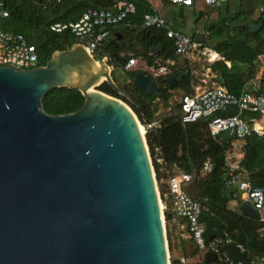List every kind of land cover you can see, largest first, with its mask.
<instances>
[{
  "label": "water",
  "instance_id": "95a60500",
  "mask_svg": "<svg viewBox=\"0 0 264 264\" xmlns=\"http://www.w3.org/2000/svg\"><path fill=\"white\" fill-rule=\"evenodd\" d=\"M119 70L125 86L154 97L188 73L156 81L143 71L130 76ZM104 83L140 107L113 81L108 64L78 45L54 52L44 67H0V264H170L145 138L126 103L96 90ZM54 88L76 89L82 107L67 115L45 113L42 100ZM238 210L258 220L249 204ZM202 237L210 242L223 231L209 218ZM225 251L248 264L234 244ZM214 260L205 253L202 264Z\"/></svg>",
  "mask_w": 264,
  "mask_h": 264
},
{
  "label": "trees",
  "instance_id": "16d2710c",
  "mask_svg": "<svg viewBox=\"0 0 264 264\" xmlns=\"http://www.w3.org/2000/svg\"><path fill=\"white\" fill-rule=\"evenodd\" d=\"M114 1L117 0H0L9 12V17L1 23V27L5 32L23 35L29 45L35 46L38 67H44L54 52L68 50L75 43L70 28L57 33L51 30V26L74 24L89 8H105ZM185 9L180 7V16H183ZM189 10L191 15L195 16V29L191 32L190 39L193 40L196 33L205 26L204 28L208 33V40L204 42L205 48L223 59V61L208 65V68L217 76H221V86L225 90L238 95L243 85L254 78L258 57L264 55V0H227L222 7L215 9L207 7L202 0H196L189 7ZM204 21L211 22L205 23ZM127 24L129 27H119L102 45V52L110 55L112 65L115 68L116 66L124 68L127 59L131 56H140L147 63H151L156 58L163 60L174 58L172 42L165 37L164 31L154 27L143 28L142 19L135 15H129L126 18L123 25ZM250 25H254L255 29L251 30ZM159 46L160 50L155 57H152L149 52L150 49ZM125 49L131 53L124 57L121 55ZM224 61L230 63L229 68ZM129 74L130 76L134 75L133 73ZM191 80L192 76L189 71L185 77L180 78L176 87L182 88L186 93H191ZM113 81L115 82L114 78ZM261 85L264 86V81L261 82ZM123 88L140 107L130 105L126 99L120 97L105 83L97 87L96 90L126 103L140 122L152 120L154 112L151 101L155 97H144L137 94L138 92L134 94L131 87L124 86ZM167 89H171V87L168 85L161 90L160 97L163 100H167L170 96ZM83 103L84 98L76 89L54 88L44 96L42 109L52 116L67 115L77 112ZM160 123L162 130L157 134H147L145 139L161 198L165 194V187L161 183L165 175L164 170H160L155 161L156 149L161 154L166 170L170 171L171 168H174L185 173L193 170L197 174L196 182L199 190L196 197L206 199L203 203L206 210L202 212L201 220L212 218L232 241L246 246L253 253H262L260 242L264 240V233L262 239L257 235V230L262 225L242 217L237 211L229 209V203L233 199L224 187L225 169L223 162L224 152L231 148V145L226 144L224 151H221L209 141L211 149L207 152L198 146L195 148L198 155H205V153L213 155L208 157L188 156V140L178 126L176 117H166ZM200 127V125L191 126L187 130V136L190 137L189 133L192 130L197 131ZM167 134H169V138H174L181 147L179 155H169L165 140ZM189 141L193 143L196 139L190 137ZM241 148L243 153L242 169L248 174L254 187H263L264 137L252 133L244 139V146ZM207 159L211 163V171L206 176L201 177L200 172ZM164 216L168 249L171 252L173 248L171 238L174 236L176 228L169 208L164 212ZM171 264H175L174 260Z\"/></svg>",
  "mask_w": 264,
  "mask_h": 264
},
{
  "label": "built area",
  "instance_id": "2783aa9c",
  "mask_svg": "<svg viewBox=\"0 0 264 264\" xmlns=\"http://www.w3.org/2000/svg\"><path fill=\"white\" fill-rule=\"evenodd\" d=\"M195 1L158 0V5L155 6L152 0H117L105 8H89L76 23L68 26L56 24L51 26V30L58 33L70 28L75 39L73 46H81L96 62L100 60L108 64L111 72L114 67L106 57L107 54L102 52V45L116 29L129 27L128 24L123 25L124 21L129 15H135L142 19L143 28L154 27L164 31L165 37L172 42L174 58L166 60L156 58L151 63H147L144 59L140 61L136 56H131L127 59L124 68H120L127 74L132 73L133 70L143 71L152 79L161 81L173 71L189 66V64L180 66L179 62L184 64L192 52L200 49V45L192 42L190 37L166 21L160 14V8L166 3L189 8ZM202 1L210 9L218 8L226 2V0ZM8 17V10L4 3L0 2V67L11 66L23 70L37 68L38 56L35 46L29 45L21 34L2 30L1 23ZM210 58L209 62L212 61V56ZM258 62L261 63L263 71L260 75L255 73L254 78L243 85L238 95L231 94L218 85L197 89L180 96L175 105L169 108V115L165 118L176 117L178 126L187 140L189 138L187 130L191 126H204L207 139L221 151L226 144H230L231 148L236 143L244 146V139L252 133L264 137V86L261 85L264 81V55L258 57ZM140 63L142 66H139ZM226 66L229 68V63H226ZM189 70L191 71V67ZM160 122L161 120L154 119L143 120L141 123L144 136L159 133L162 130ZM231 148L224 152L225 190L233 199L232 201L239 203V206L247 203L257 212V222L262 225L257 230V235L262 239L264 186L252 185L248 174L241 167L242 159L235 155L226 156ZM156 151L158 152L157 149ZM210 171L211 163L207 159L200 176L204 177ZM163 172L165 177L161 183L165 186V194L160 200L161 210L164 213L169 208L180 239L192 241L198 253L213 254L215 260L209 264H241L234 262L225 251V246L232 243V240L223 230L222 238L215 237L210 242H205L202 237L206 229V221L209 219L201 220L202 212L206 210L203 206L206 199L193 197L188 192V187L197 184V174L193 170L185 173L180 170L169 171L166 168ZM236 248L248 264H264V252L252 253L242 245H236ZM191 258L188 256L182 259L180 264H190Z\"/></svg>",
  "mask_w": 264,
  "mask_h": 264
},
{
  "label": "crops",
  "instance_id": "0c3cea01",
  "mask_svg": "<svg viewBox=\"0 0 264 264\" xmlns=\"http://www.w3.org/2000/svg\"><path fill=\"white\" fill-rule=\"evenodd\" d=\"M157 1L158 0H152V2H153V4L155 5V6H157L158 5V3H157ZM227 1V0H226ZM225 3V2H224ZM223 3V4H224ZM222 4V5H223ZM222 5L220 6V7H222ZM220 7H218V8H220ZM177 9H178V12L176 13V11H177ZM186 9H189V8H186ZM186 9H185V11H186ZM180 6H176V5H171V4H168V3H166V4H164L161 8H160V14H161V16L166 20V21H168V22H170V23H172V25L177 29V30H180L181 32H183L184 34L188 31V29H190V31L192 32L194 29H195V27H194V19H195V16H193V15H191V13H190V10H189V12H187V13H183V16H180ZM171 16V18H169ZM209 21H207V22H205V23H208ZM211 22V21H210ZM188 28V29H187ZM203 29V28H202ZM202 29L200 30V32H197L196 33V35L197 34H201V35H203V37H204V40H203V42L202 43H196V42H194V39L192 40V42H194V43H196V44H198V45H200V49L202 48V49H205L204 47H205V45H204V42H207V37H208V33L206 34V33H204L203 31H202ZM187 35V34H186ZM206 35V36H205ZM188 36V35H187ZM188 37H190V36H188ZM206 40V41H205ZM157 48V47H156ZM159 51V50H158ZM157 51V52H158ZM130 53H131V51H129V50H127V49H125L123 52H122V55L121 56H127V55H130ZM212 54L214 53V52H211ZM157 54V53H156ZM215 55L217 56V59L216 60H214V61H211L210 63H209V65L210 64H213L214 62H217V61H223V59L218 55V54H216L215 53ZM156 56V55H155ZM155 56H152V57H155ZM140 61H142L143 60V58L142 57H140V56H138L137 57ZM224 63H225V61H224ZM226 63H229V62H226ZM225 63V64H226ZM187 64H189V66L191 67V71L190 70H188V69H186V70H188V73H189V71L191 72V76H192V80H191V82H190V87H191V90H192V92L194 91V90H197V89H201L200 87H202V86H198V85H196L197 83L196 82H194V79H195V77H194V67L192 66V64H191V62L188 60L187 61ZM229 65H230V63H229ZM258 65L259 66H257V70H256V72L257 71H259V68H260V66H261V63L260 62H258ZM139 66H142V64L140 63V65ZM114 67V66H113ZM118 70H119V67H116ZM182 70V69H181ZM181 70H175V71H173L172 72V74H174V73H177L178 71H181ZM207 71H206V73L207 74H211L212 75V73L214 74V79L212 80V82H214V84L215 85H218V86H221V84H222V82H221V79H219V76H217V74H215L214 72H212L211 71V69L210 68H208L207 67V69H206ZM120 71V70H119ZM121 72V71H120ZM136 72H139L138 70H136ZM135 72V70H133V72L132 73H136ZM262 72V71H261ZM187 73V74H188ZM257 75H260V73H258ZM263 75H264V73H263ZM184 76H186V75H184ZM183 76V77H184ZM180 78L181 77H177V79H176V85H178V83L180 82ZM115 82H116V84L117 85H119V86H121V87H124L125 86V80H121V81H119V83H118V81H117V79H115ZM202 82H204V81H202ZM169 84H167V83H165V84H163L162 86H161V90L162 89H164L165 87H167ZM176 85H175V87H171L170 85V87H171V89H167V93L170 95L169 97H168V99L172 96V93L174 92V91H177L178 92V96L175 98V100L177 101L178 99H179V97L180 96H182V95H185V94H187L184 90H182V88H178V87H176ZM215 85H213V83H212V85H209V86H207L206 88H211V87H214ZM127 88L128 87H131V86H126ZM222 87V86H221ZM132 88V87H131ZM133 89V88H132ZM134 90V89H133ZM191 92V93H192ZM135 93H137V91H135L134 90V94ZM161 93V92H160ZM175 93V92H174ZM137 94H139V93H137ZM136 94V95H137ZM140 95V94H139ZM138 96V95H137ZM145 97V96H144ZM168 99L167 100H163L160 96H158V97H155L154 98V100L153 101H151V104H152V109H153V112H154V114H153V119H158V118H160V117H163L162 119H161V121L165 118V116H168L169 115V110H166L165 112L162 110V109H159L157 106H159V107H161V105L162 104H166V103H168ZM162 103V104H161ZM160 104V105H159ZM203 138L204 137H206V136H202ZM189 139H190V137L188 138V144H189ZM199 139V138H198ZM198 139H196V141L198 140ZM200 139H202L201 137H200ZM243 156V155H242ZM194 186H196L195 188L197 189V192H198V186H197V184L196 185H191L190 187H188V192H189V189H191L192 187L194 188ZM193 196V195H192ZM197 195H194L193 197H196ZM197 198V197H196ZM236 207H238L239 206V203H237V202H235V201H231ZM230 209V208H229ZM231 210V209H230ZM237 212L239 213V214H241V212H239V210L237 209ZM242 216V215H241ZM243 217V216H242ZM244 218H247V217H244ZM247 219H249V218H247ZM249 220H251V219H249ZM254 221V220H253ZM257 222V221H256ZM176 228V227H175ZM174 232H176L174 235L176 236L175 237V239L173 238L172 239V250H171V253H173V255H174V258L175 259H173L174 260V262H175V264H180L181 263V260L182 259H186L188 256H190V257H192L190 260H189V262H190V264H202L203 262H204V255L205 254H202V253H198V251H197V248L194 246V243L192 242V241H190V240H188V239H184V240H182V239H180V237H179V235H178V232H177V228H176V231H174ZM225 233V232H224ZM231 239V238H230ZM232 240V239H231ZM264 242V240H262L260 243H263ZM230 244H234L235 245V247H236V245H242V244H238V243H235L234 241H232V243H230ZM228 245V244H227ZM242 246H244V245H242ZM246 249H248L246 246H244ZM260 248L263 250V252H264V248H262L261 246H260ZM225 249V248H224ZM237 249V248H236ZM249 251H251L250 249H248ZM252 253H253V251H251ZM262 252V253H263ZM195 256V257H194ZM211 262V261H210ZM209 264V263H208Z\"/></svg>",
  "mask_w": 264,
  "mask_h": 264
},
{
  "label": "rangeland",
  "instance_id": "374dc122",
  "mask_svg": "<svg viewBox=\"0 0 264 264\" xmlns=\"http://www.w3.org/2000/svg\"><path fill=\"white\" fill-rule=\"evenodd\" d=\"M178 12V9L176 11V13ZM189 12V9H186L185 13ZM259 13V12H258ZM257 15V14H256ZM204 22H207V21H204ZM210 23V21L208 22ZM204 24V23H203ZM205 26H203V29L202 31L204 33L207 34L205 28ZM188 29V28H187ZM187 34L188 36H191V31L190 29H188V31L185 33ZM205 48V47H204ZM212 51L209 50L208 48H205V49H198L197 51H194L190 54V56L187 58L192 66L194 67V82H196L198 86H202L200 88H206L207 86L209 85H215L214 82H212V80L214 79V74L212 73L211 74H207L206 73V69L209 65V60L211 59L210 56L211 55H214V53L212 54L211 53ZM217 57L215 56V58L213 60H216ZM187 60V61H188ZM187 61L184 62V64H182L181 62H179V65L182 66V65H186L187 64ZM257 66H259L257 64ZM262 68L260 66L259 68V71L256 72V74L258 73H261ZM111 75L114 79H117L118 83L119 81H123L125 80V77L124 75L117 69V68H113L112 71H111ZM204 81V82H202ZM175 92V93H174ZM172 93V96L168 99V103L166 104H162L161 107L157 106L159 109H162L164 112L166 110H169L170 107H173L176 103V100L175 98L178 96V92L177 91H174ZM160 105V104H159ZM132 110V109H131ZM134 113V112H133ZM136 116V115H135ZM137 120H138V123L141 125L142 127V123L140 122V120L138 119V117L136 116ZM207 133L206 131V128L204 126H201L197 131L196 130H192L190 133H189V136L191 138H194V139H198L197 141L191 143L189 141V144H188V141H187V144H188V149H187V155L188 156H192V157H202V156H205V157H208V156H211L213 154H209V153H205V155H198V152L196 151V148L195 146H198L199 148H203L205 149V151L207 152L209 149H211V146H210V143H209V140L207 139V136L206 137H202V136H205ZM169 134L165 135V140H166V147L168 148V153L169 155L173 156L174 154L175 155H179L180 152H181V147L178 145V142L175 141L174 138H169ZM200 137L202 139H200ZM144 138H146V136H144ZM146 141V139H145ZM212 144V143H211ZM215 146V145H213ZM238 156L239 159H242L243 158V153H242V148H241V143H236L235 146H232L231 150H230V153L226 156ZM232 160H235L234 158H232ZM152 161V160H151ZM155 161L156 163L159 165L160 167V170H164V165H163V161L161 159V154L158 153L157 151L155 152ZM162 163V164H161ZM172 170H176L174 168H171ZM157 183V182H156ZM165 187V186H164ZM196 186H194V188L192 187L191 189H189V193L191 195H197V189L195 188ZM157 188H158V192H159V187H158V184H157ZM165 190V189H164ZM159 196H160V200H161V195H160V192H159ZM239 207V206H238ZM238 207H236L232 202L229 203V208L232 210V211H237ZM163 214V219H164V226H165V230H166V238H167V227H166V224H165V216H164V213ZM176 232H174L175 234ZM175 235L171 238V239H175ZM176 240V239H175ZM172 243V242H171ZM167 247H169L168 245V240H167ZM168 256H169V261H170V264L173 262V259L174 258V255L173 253L169 252V249H168Z\"/></svg>",
  "mask_w": 264,
  "mask_h": 264
},
{
  "label": "bare ground",
  "instance_id": "6f19581e",
  "mask_svg": "<svg viewBox=\"0 0 264 264\" xmlns=\"http://www.w3.org/2000/svg\"><path fill=\"white\" fill-rule=\"evenodd\" d=\"M212 56V61H214L213 59L215 58V53H214V55H211ZM102 81V80H101ZM90 91H92V89H90ZM138 126H139V130H140V132H141V134H142V136H144V131H143V129H142V127H141V125L138 123ZM161 206V205H160Z\"/></svg>",
  "mask_w": 264,
  "mask_h": 264
},
{
  "label": "flooded vegetation",
  "instance_id": "af4514ba",
  "mask_svg": "<svg viewBox=\"0 0 264 264\" xmlns=\"http://www.w3.org/2000/svg\"><path fill=\"white\" fill-rule=\"evenodd\" d=\"M186 69H190V66H188V65H186V66H184V68L181 70L182 72H184ZM181 71H178V72H181ZM187 75V74H186ZM184 76V75H183ZM183 76H178V77H181V78H183ZM185 77V76H184Z\"/></svg>",
  "mask_w": 264,
  "mask_h": 264
}]
</instances>
